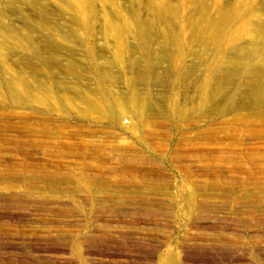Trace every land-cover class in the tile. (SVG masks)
<instances>
[{
    "label": "rangeland",
    "instance_id": "1",
    "mask_svg": "<svg viewBox=\"0 0 264 264\" xmlns=\"http://www.w3.org/2000/svg\"><path fill=\"white\" fill-rule=\"evenodd\" d=\"M0 264H264V0H0Z\"/></svg>",
    "mask_w": 264,
    "mask_h": 264
}]
</instances>
